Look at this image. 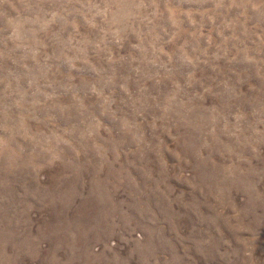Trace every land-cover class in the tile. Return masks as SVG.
Returning a JSON list of instances; mask_svg holds the SVG:
<instances>
[{
  "label": "clouds",
  "instance_id": "9594fccd",
  "mask_svg": "<svg viewBox=\"0 0 264 264\" xmlns=\"http://www.w3.org/2000/svg\"><path fill=\"white\" fill-rule=\"evenodd\" d=\"M0 264H264V0H0Z\"/></svg>",
  "mask_w": 264,
  "mask_h": 264
},
{
  "label": "rangeland",
  "instance_id": "374dc122",
  "mask_svg": "<svg viewBox=\"0 0 264 264\" xmlns=\"http://www.w3.org/2000/svg\"><path fill=\"white\" fill-rule=\"evenodd\" d=\"M178 179V178H177ZM52 217H51V214L49 213V212H45L44 214H43V217H42V219H51ZM256 236H255V234H253V236H251L250 237V239H252L253 240V242H255V240H256Z\"/></svg>",
  "mask_w": 264,
  "mask_h": 264
}]
</instances>
